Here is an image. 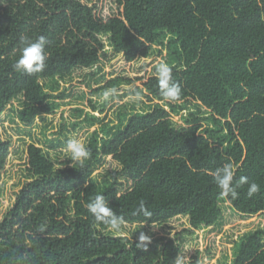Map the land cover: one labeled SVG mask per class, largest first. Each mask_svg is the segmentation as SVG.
Instances as JSON below:
<instances>
[{
  "label": "trees",
  "instance_id": "obj_1",
  "mask_svg": "<svg viewBox=\"0 0 264 264\" xmlns=\"http://www.w3.org/2000/svg\"><path fill=\"white\" fill-rule=\"evenodd\" d=\"M116 2L118 15L101 16L98 3L0 0V125L8 105L19 98L26 125L49 113L53 103L42 82L95 66L104 36L131 63L147 58L169 35L179 55L172 77L181 98L165 101L156 77L144 87L173 109L194 101L211 110L213 121L228 131V144L212 145L199 133V119L188 130H177L169 113L156 108L142 116L127 114L124 128L121 120L117 132L108 130L109 140L89 144L83 167L29 146L26 171L32 181L0 224V264H176L181 248L175 240L161 238L143 249L136 247L139 241L105 235L109 228L87 208L96 195L105 196L124 224L162 225L184 217L198 230L221 219L222 201L245 215L264 212V0ZM40 35L47 39L45 69L31 76L15 71L21 38ZM91 108L96 111L93 102ZM9 154L0 133V174ZM107 157L121 171L113 182L97 183L91 175ZM226 163L233 165L234 181L246 176L260 192L249 198L245 184L236 199L221 197L213 177ZM141 200L151 218L133 215ZM263 237V230L244 237L235 264H264Z\"/></svg>",
  "mask_w": 264,
  "mask_h": 264
},
{
  "label": "rangeland",
  "instance_id": "obj_2",
  "mask_svg": "<svg viewBox=\"0 0 264 264\" xmlns=\"http://www.w3.org/2000/svg\"><path fill=\"white\" fill-rule=\"evenodd\" d=\"M79 1L87 5L98 3L101 16L119 13L116 0ZM102 39L105 49L95 66L77 68L65 79L42 82L44 94L49 95V101L53 103L49 113L36 116L31 125H26L19 115L23 109V98H19L10 103L2 114L0 133L10 144V154L0 174V224L7 219L22 189L32 181L26 171L31 145L53 156L69 159L66 148L69 139H79L88 148L93 141L109 140L112 136L107 134L108 130L112 129V134L117 132L121 120L124 128L127 114L142 116L162 108L169 113L171 126L177 130H188L194 126L191 122L199 119L200 134L206 135L212 145L227 146L229 133L213 121L211 110L194 101L178 102L173 109L168 102L152 98L144 87L145 82L156 77V64L163 61L172 69L180 67L177 49L170 45L169 35L153 45L147 58L139 57L131 63L110 46L109 36ZM111 88L117 89L116 95L103 101V92ZM137 93L139 100L134 99ZM91 102L96 111L91 108ZM120 171L121 166L112 157H107L97 164L91 176L97 183L107 181L109 184ZM220 208L221 219L213 226L198 230L191 227L188 218L178 217L162 225L123 224L120 231L108 229L104 234L121 238L129 244L138 241L141 232L150 237L149 242L161 238L175 240L181 248L179 258L183 264H235L243 238L259 230L264 231V212L245 215L233 210L227 201H222Z\"/></svg>",
  "mask_w": 264,
  "mask_h": 264
},
{
  "label": "clouds",
  "instance_id": "obj_3",
  "mask_svg": "<svg viewBox=\"0 0 264 264\" xmlns=\"http://www.w3.org/2000/svg\"><path fill=\"white\" fill-rule=\"evenodd\" d=\"M47 39L45 36L40 35L35 40L25 36L21 38L20 56L13 64L15 71L27 74L35 75L42 72L45 67V46ZM155 75L157 78L159 94L168 102H176L181 98L182 89L179 83L175 82L172 77V68L167 62H160L155 65ZM117 89L111 88L103 92V101H108L110 97L115 96ZM134 99L139 100V93L136 94ZM67 152L69 153V159L72 162V166L79 164L83 167L84 162L89 158L90 152L84 146L79 139H69L67 141ZM235 170L231 163L224 164L221 168L217 169L213 180L218 189L221 197H231L236 199L239 195L237 188L248 184L247 196L252 198L260 192V185L255 182L249 183L246 176L239 177L234 181ZM90 215L98 224H103L105 227L113 231H120L124 224V217L117 215L116 212L109 206L105 196L96 195L94 199L87 204ZM133 215H143L146 218H151L152 212L149 211L145 201L141 200L139 206L135 209ZM40 231H44V227L41 226ZM137 248L146 249L147 242L150 241V237L143 232L138 237ZM176 264H183L182 258L177 257Z\"/></svg>",
  "mask_w": 264,
  "mask_h": 264
}]
</instances>
